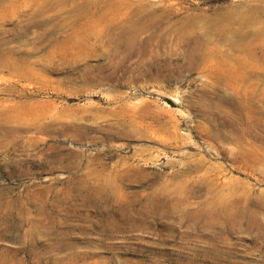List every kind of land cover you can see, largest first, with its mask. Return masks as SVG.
<instances>
[{
    "label": "rangeland",
    "instance_id": "374dc122",
    "mask_svg": "<svg viewBox=\"0 0 264 264\" xmlns=\"http://www.w3.org/2000/svg\"><path fill=\"white\" fill-rule=\"evenodd\" d=\"M14 1L19 12L0 27V37L13 30L2 48L47 58V72L29 81L0 73V126L12 136L0 138L8 148L0 147V264H264V212L245 232L236 219L206 218L223 212L206 205V187L185 196L174 187L198 176L193 164L204 158L222 171L217 194L237 182L252 198L264 192V161L232 163L209 148L218 140L208 134H220L226 152L247 150L222 126L228 102L239 99L230 74L216 80L201 71L229 65L238 55L233 40L264 29V0ZM127 19L145 28L133 52L117 47L122 30L107 34ZM94 34L108 43L80 46ZM249 82L243 87L255 84L261 99L264 78Z\"/></svg>",
    "mask_w": 264,
    "mask_h": 264
},
{
    "label": "bare ground",
    "instance_id": "6f19581e",
    "mask_svg": "<svg viewBox=\"0 0 264 264\" xmlns=\"http://www.w3.org/2000/svg\"><path fill=\"white\" fill-rule=\"evenodd\" d=\"M0 2L3 3V0H0ZM4 7H5V9L3 8L2 12L0 13V19H1L0 20V27H2L4 25V21L9 19L12 14L19 12L16 9L17 7L15 6L14 0H10L8 2V5L4 6ZM42 11H43V9L41 11L39 10L40 13ZM37 13H38V11H37ZM40 16H41V14H40ZM155 16H157V15H155ZM152 18H154V17H152ZM140 20H141V18H140ZM154 20H156V19H154ZM111 21H113V20H111ZM142 21H143V23H145L144 20H142ZM147 21L150 22L148 19H147ZM29 22H27V23H29ZM116 22L114 24H112L113 26L111 25L112 27L107 30V34L111 33L110 36H113L112 29H114V28H119L120 30H122L118 35L119 37L117 38L118 39L117 42L119 44H117L115 40H114V42H115V44H117L118 48L122 47L124 52H127V51L133 52L131 49L134 50L135 46H137V44H135V42L137 41V43H138V40H139V39L137 40L136 37L141 33V31L144 27L141 26L140 23H134L133 24V22L129 19L123 20L122 22L120 21L121 23L120 22L116 23ZM30 23H32V22H30ZM43 24H45V23H43ZM137 24H139V25H137ZM24 26H26V25H24ZM242 27H248L249 28L250 23L246 22L245 25H243V23H242ZM18 28L19 27H17V29ZM18 30H20V28ZM21 30H22V28H21ZM113 31H115V30H113ZM262 31H264V29H259L258 31L248 32L245 35L240 33L238 38L235 41L233 40L232 45L236 46V50L238 52V55L236 56L235 59H233V60L231 59L232 62L229 65L226 63H221V62L218 63L217 62L218 65L217 64H215L214 66L205 65L201 68V71L203 72V74L205 76L211 77V78L216 79V80H220L222 78H224V80H225L227 73H229L230 74V76H229L230 80L232 81V83H234V84H232L233 92L239 96V99L237 102H235V103L234 102H232V103L228 102L231 105L232 109L229 112H227V114H225L224 122H223L222 126L224 127V129L229 130L233 141H235V143H237V145L239 147L244 148V146H247L246 152H241V150H239V149H238L239 151L236 150L237 151L236 154H233L230 151L226 152L225 148L223 146L225 141H224V138L220 134H217V135L208 134V136H207L208 139H213V141L218 140L217 143H215V144H213L211 142L208 144L209 148L215 152L216 156L219 155V157H220V156H223L224 154L225 155L227 154V156L232 157V159H230L232 161V163H236L238 161H243L245 163H250L251 161H264V152H260L258 150V148H261L262 150H264V136H260L259 138L254 139V136L251 132V128L254 127V128L260 129V131L262 133H264V116H262L260 114L261 112L258 108V104L260 102L262 104H264V94H262L261 99H256V97L254 95V88L256 87L255 84L254 85L252 84L251 86L248 84L251 88L249 86L247 88L252 89V91H249L246 87H243V84L245 81L249 82V80H252V79L258 78V77L264 78V70L259 71V70H257L256 66L251 64V61H253V60H259L262 63H264V44L258 42V36H260ZM8 32L12 33L13 32L12 28H9ZM8 32H7V34H9ZM9 35H8V37H9ZM8 37L7 36L6 37H4V36L0 37V73L1 72H7L10 76V77L8 76L9 77L8 79H11L12 77H16L17 79H20V80L29 81V80L35 79V76L44 75L47 72V63H46L47 58L39 60V61H29L25 57H22V55H25L27 52L25 50H21L18 48L17 49H14V48L13 49L12 48H4L3 49L2 46L6 45L9 42V40H8L9 38H12V37H9V38ZM82 37H83L82 39L80 38V46L86 47V45L87 46L91 45L94 47V49L90 48L92 51H95L97 46H101V43L99 42L101 40L100 38H102V40L104 41V43H105L104 45H106V43H108V41H109L108 35L102 36L101 34L100 35L94 34V38H93L94 42H92L93 44L89 43V40L87 38H85L84 36H82ZM39 38H40V36H39ZM247 39H248V42H245ZM255 41H256V43L252 44V42H255ZM96 42H98V43L96 44ZM109 44H111V43H109ZM229 44H231V42ZM139 49H141L140 46H139ZM194 49L198 50V48L197 49L194 48ZM193 51L194 50H191L192 53H193ZM210 52L215 53V55H216V53H218L215 50H211ZM218 54H219V57H221V58L225 55L222 53H218ZM100 55L101 54L99 53V56ZM95 56L99 57L98 52L95 54ZM200 56H202L201 53H200ZM54 58L55 57L52 54L51 59L53 60ZM200 59H202V58H200ZM85 68L89 69L90 66L87 65V66H85ZM93 69L96 71L98 69L100 70V68H98V67H94ZM104 81L107 82V80L103 77L91 78V82H95L97 84L103 83ZM28 101L30 103L27 101L20 102V103H21V105H27V106L30 104H33V102H31L30 100H28ZM19 105H18V107H20ZM10 120H12V119H10ZM7 131L8 130H6L3 126H0V138L2 137V138H6L8 140V137H12L11 135L9 136V135L4 134ZM17 132H18L17 129L13 130V133L15 135ZM212 133H214V132H212ZM2 134H4V135H2ZM14 137H17V136H14ZM255 142L259 143L258 146L256 145ZM1 144H2V142H1ZM12 144H9V146H12ZM0 147H1V150L4 148L3 149L4 152H6L8 150V148L6 146H0ZM186 156H187L186 158H188V155H186ZM206 164H207V162L204 160V158H202V160H198L197 162H195L193 164V167H194V171L198 172V176H195V177L189 176L187 178H184L183 182L175 184L174 187L179 189L181 194L184 196L186 194L194 193L197 190L206 187V189L208 190V193L210 194V197H211V200L209 202L207 201L206 205L212 204L214 206L216 204L217 208L221 207V211H223V212H221L222 214H219L217 211H220V210H215L214 212L209 214L210 217L206 215V218L210 219V218H215V217H221L225 220L236 219V221L240 222L239 224H242V222H243V228H244L243 231L249 232V231L255 230L261 221L260 213L264 212V192L259 191L256 194V196L254 198H252V196L254 195L252 190L250 188L246 187L243 183L237 182L233 186H228L227 194H225V193L217 194L218 191L212 190V188L214 186H216L215 180L217 178H219V175L222 171L217 166L206 165ZM124 165L125 164H123L121 167L123 168ZM126 167H128V166H126ZM229 206L235 207L236 210H235V213L233 212L234 214H230L229 212H227L228 210H226L224 212V210H225L224 208L225 207L230 208ZM149 208H151V207H149ZM203 217L204 216H201V220L203 219ZM238 230L242 231L241 225L238 227Z\"/></svg>",
    "mask_w": 264,
    "mask_h": 264
}]
</instances>
